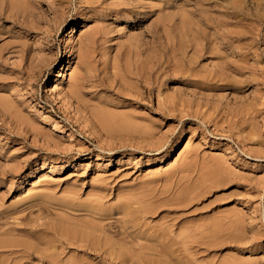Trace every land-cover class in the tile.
I'll use <instances>...</instances> for the list:
<instances>
[{
  "label": "rangeland",
  "instance_id": "rangeland-1",
  "mask_svg": "<svg viewBox=\"0 0 264 264\" xmlns=\"http://www.w3.org/2000/svg\"><path fill=\"white\" fill-rule=\"evenodd\" d=\"M0 103V241L39 258L91 207L130 240L123 204L139 244L201 224L197 263L264 264V0H0Z\"/></svg>",
  "mask_w": 264,
  "mask_h": 264
},
{
  "label": "bare ground",
  "instance_id": "bare-ground-1",
  "mask_svg": "<svg viewBox=\"0 0 264 264\" xmlns=\"http://www.w3.org/2000/svg\"><path fill=\"white\" fill-rule=\"evenodd\" d=\"M96 2H97V0H89V3H96ZM162 23L164 24V22H162ZM157 25L158 24L156 23L154 27H157ZM197 52H199V51H197ZM46 61L50 62L47 59H46ZM223 61H225V60L222 59V61L219 62V64L216 66V68L224 69L225 68L224 67L225 62H223ZM42 72H44V71H42ZM19 74L21 76H23L24 72L23 71H19ZM138 76L140 77V75H138ZM70 92H71V94L69 95V97L70 98L71 97L75 98L76 94L74 93V91L72 90ZM55 103H57V101ZM0 105H1L2 114L6 115L7 114L6 112L8 111L6 109V106L3 105L2 103H0ZM75 109H76V107H75ZM94 115L98 119L102 117V115L99 112H95ZM103 121L105 123V119ZM105 124H106L105 127L110 128L109 124L108 125H107V123H105ZM119 125H121V124H119ZM218 169H219V167H218ZM7 173H9V172H7ZM208 174H209V172H208ZM204 175H205L204 177L208 176L206 174H204ZM212 176H214V175H212ZM208 177L210 179V176H208ZM181 179H183V178H181ZM207 183H208V181H207ZM195 184H196V182H195ZM196 188L199 189V186L195 187V189ZM198 189H196V191ZM193 191H190V193H192ZM190 196H192V194ZM186 198L188 199V196ZM127 199L128 198H126V200ZM138 199H139V197H138ZM128 200L130 202L133 201V200L131 201L130 199H128ZM141 200H140V202H141ZM175 200H173V201L175 202ZM138 203L136 202V205ZM141 204H140V206H141ZM150 204H151V201H150ZM58 206L64 207V208L72 210L74 212H79V210H73L74 204L73 203L71 204L70 202L64 203V204L60 203V204H58ZM140 206H139V210H140ZM84 207H88V206H84ZM246 207H248V205L247 204H243L242 208H246ZM143 208L145 209V208H147V206L143 207ZM143 208L141 209V211L143 210ZM92 209H93V207L88 208L86 210H82V211H85L87 213H91L93 216H97V218L96 217L95 218L91 217V219L93 220L94 225H90L92 223H90V224L87 223L88 225L85 226L84 230L78 229L76 231L56 232V231L52 230L54 232V234H53L54 238L50 239V240H48L46 242H43V245L46 246V249L43 250L44 252H42L41 255H39V258L37 256H35L36 255L35 252H32L31 246L30 245L28 246L26 243H17V242H13L12 243V242H10L8 240H6V241L5 240H1L0 241V253L1 252L4 253L7 250V251H9V254L7 255V257L5 259H0V264H19L21 260H26V259H29V258L34 259L35 257H37L36 259L42 264H45V263H47V264H84V263H77V262H75L73 260L64 261L62 259V257H61L62 254H63V245H64V248L68 249V253L69 252H72V253L80 252L83 255L94 257L95 261H93L90 264H150L149 261L147 260V258L143 256V253L147 254V256H156V257H158L159 261L157 263H155V264H200V263H197L199 259L196 262V257H197L196 255L197 254L200 255V253L202 251H204V250L206 251L207 250V248L205 246V243L203 242L205 236H207V234L205 232L206 229L204 227L205 225L203 226L201 224H198V225H195V228H194V225H193V227H188V228H186V230L185 229H180L179 230L180 232H177L178 231L177 230L176 234H175V232L173 234L172 230L167 225L164 226L163 228L162 227L161 228L160 227H152V231L151 232H147L146 234H144V236H146L145 242L149 243V244L143 245V243L139 244L138 242H136L134 240V238H132V234L131 233H127L126 232L127 229H129V228L131 229L132 228L133 233L134 232L137 233L138 231H136V227L139 224L136 225V223H137V221H139L141 219V217L135 216L134 212H131L132 209L130 207H125L122 204V206L118 210L119 211L118 214H121L122 216L119 219H117L116 222H118V223H120L122 225V229H124V232L123 231L122 232L119 231L118 233H116V232L113 233L114 235H116L115 237H117V235H120L122 233H126L127 234V238H130V240H127L126 238H116V240H113L112 239L113 236L110 235V230L107 229L104 224H102L103 221H105L107 219H110V218L106 217L105 214H100L98 212H91ZM141 211H139V212H141ZM148 211H149L148 209L144 210V212L146 214L148 213ZM157 211H158V209H157ZM233 212H235V211H233ZM124 213H126V214H124ZM146 214H140V215H143V217H144ZM231 215H234V214H230V216H228V217H231ZM70 218H72V217H70ZM74 218H77V216L74 217ZM74 218H72V219H74ZM226 218L227 217H225V218L223 217L221 219H226ZM78 219L80 220L81 218H78ZM240 219L241 218H236L235 219L236 221H234V223L235 224H239ZM79 220H77V221L79 222ZM87 220H89V219H87ZM87 220L83 219V221H81V222H87ZM162 220H163V218H162ZM141 222H142V220H141ZM197 223H195V224H197ZM232 223H233V221H232ZM232 223H230V224L232 225ZM40 224L41 223H39V225ZM150 225H152V224H150ZM209 226H210L209 230L215 234L216 232H219L223 228L224 225L222 226V221L221 220H218V221L216 220L215 222H212ZM227 227H229V226L227 225ZM224 228H223V230H225ZM13 231H17V229L16 228H9L8 231H4V232H10L11 233ZM57 231H59V230H57ZM210 236H211V234L209 235V238H210ZM230 236H232V235H230ZM209 238H206V239H209ZM208 241H210V240H208ZM40 244H42V243H40ZM126 244L130 245L131 249H127V248L123 247ZM209 244H212V243H208V245ZM36 245L38 246V244H36ZM58 249H60V250H58ZM195 250H196V252H195ZM237 250H239V249H237ZM34 251H36V250H34ZM10 255H12V257H15V258H10ZM227 260H228V258H227ZM201 262H202V259H201ZM224 262L222 264H226L227 263V262H225V263ZM85 264H88V263H85ZM201 264H205V263H201ZM209 264H211V261H210Z\"/></svg>",
  "mask_w": 264,
  "mask_h": 264
}]
</instances>
